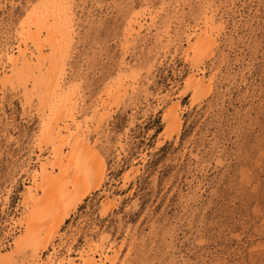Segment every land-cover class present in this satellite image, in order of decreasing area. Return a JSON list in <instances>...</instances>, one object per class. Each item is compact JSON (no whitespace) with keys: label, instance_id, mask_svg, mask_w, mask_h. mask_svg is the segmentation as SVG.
Instances as JSON below:
<instances>
[{"label":"rangeland","instance_id":"374dc122","mask_svg":"<svg viewBox=\"0 0 264 264\" xmlns=\"http://www.w3.org/2000/svg\"><path fill=\"white\" fill-rule=\"evenodd\" d=\"M37 2L0 0V56L18 45V28ZM65 2L74 35L65 87L80 88V121L89 120L118 73L129 91L102 110L98 131V123L85 127L106 175L61 226L57 257L72 258L89 239L110 235L108 247L123 245L116 264H264V0ZM205 3L224 29L215 57L204 62L206 76L214 77L211 92L194 106L191 94L178 95L192 73L185 30ZM145 10L144 28L125 52V28ZM7 73L0 70V247L13 252L11 242L24 231L12 222L26 214L21 194L41 171L39 150L47 158L54 146L40 139L37 102L26 107L21 89L2 84ZM179 100L182 127L167 138L163 115ZM126 175L133 180L124 186ZM110 200L114 207L102 216Z\"/></svg>","mask_w":264,"mask_h":264},{"label":"bare ground","instance_id":"6f19581e","mask_svg":"<svg viewBox=\"0 0 264 264\" xmlns=\"http://www.w3.org/2000/svg\"><path fill=\"white\" fill-rule=\"evenodd\" d=\"M68 4L65 0H39L18 28V45L6 49L0 56V62L4 65H0V70L11 73L3 78L2 84H8L13 90L21 89L26 107L37 102L42 127L40 139L46 146H54L47 158L43 157L45 150L42 148L40 154L36 155L35 164L39 165L41 171L32 175V186L21 194L23 203L20 207L26 209V214L19 222L12 219L15 226L24 228V231L11 242L15 247L13 252H4L8 246L1 245L0 264H116L123 247L116 250L113 243L108 247L112 237L107 235L100 241L89 239L84 248H80L72 258L71 248L65 250L70 258L57 257L58 252L62 251L59 242L61 226L91 192L101 187L106 175V163L97 150L98 143L91 144L85 127H88V123H98V131L106 120V113H102V110L129 91L128 78L118 73L100 95L89 120L86 118L80 121L83 106L79 96L80 88L65 87L68 78L67 61L74 47L72 13ZM210 4L205 3L201 7L195 17L196 25L185 30L188 47L184 56L191 63L192 73L187 76L185 89L178 98L191 94V104L194 106L200 104L202 98L211 92L214 77L206 76L204 62L215 57L217 39L224 29L223 24L217 22L215 7ZM148 14L150 11L145 10L132 15L123 36L126 39V43H122L125 52L131 47L130 40L135 39L143 30L142 21L144 15ZM167 27L164 28L166 36ZM131 82L130 88L135 89V76L130 79ZM180 110L179 100L168 107L163 115L164 134L167 138L172 134L178 135L181 130L183 120ZM57 142H61L69 151L64 152L63 147H56ZM162 144L164 142H160L158 147ZM56 169L60 171L59 174H54ZM29 171V168H25L23 172L29 174ZM130 180L133 178L128 175L124 186ZM46 185L49 189L44 191L43 186ZM41 192L43 195H40ZM9 197H6V203ZM114 204L111 200L107 201L102 207V216L109 214Z\"/></svg>","mask_w":264,"mask_h":264}]
</instances>
